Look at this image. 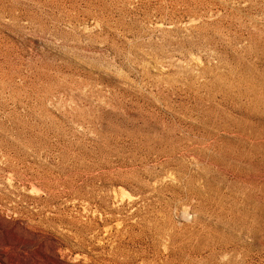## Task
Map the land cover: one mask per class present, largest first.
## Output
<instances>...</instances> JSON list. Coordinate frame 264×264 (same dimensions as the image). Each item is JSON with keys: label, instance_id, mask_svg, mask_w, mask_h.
<instances>
[{"label": "rangeland", "instance_id": "obj_1", "mask_svg": "<svg viewBox=\"0 0 264 264\" xmlns=\"http://www.w3.org/2000/svg\"><path fill=\"white\" fill-rule=\"evenodd\" d=\"M115 263L264 264V0H0V264Z\"/></svg>", "mask_w": 264, "mask_h": 264}, {"label": "bare ground", "instance_id": "obj_2", "mask_svg": "<svg viewBox=\"0 0 264 264\" xmlns=\"http://www.w3.org/2000/svg\"><path fill=\"white\" fill-rule=\"evenodd\" d=\"M96 203H97V202H96ZM92 205H93V204H92ZM92 205H91V206H92ZM95 205H96V204H95ZM97 210H98V209H97ZM115 264H116V263H115Z\"/></svg>", "mask_w": 264, "mask_h": 264}]
</instances>
